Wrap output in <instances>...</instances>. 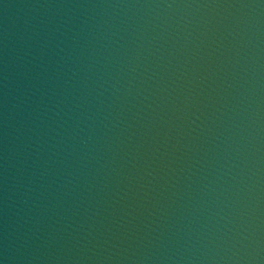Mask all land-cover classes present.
I'll list each match as a JSON object with an SVG mask.
<instances>
[{"label": "water", "instance_id": "obj_1", "mask_svg": "<svg viewBox=\"0 0 264 264\" xmlns=\"http://www.w3.org/2000/svg\"><path fill=\"white\" fill-rule=\"evenodd\" d=\"M0 264H264V0H0Z\"/></svg>", "mask_w": 264, "mask_h": 264}]
</instances>
